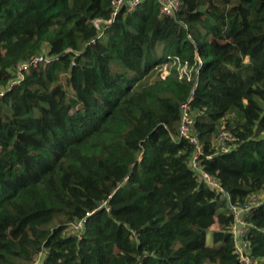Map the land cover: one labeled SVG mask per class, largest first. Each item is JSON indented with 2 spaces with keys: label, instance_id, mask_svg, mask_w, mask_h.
<instances>
[{
  "label": "trees",
  "instance_id": "16d2710c",
  "mask_svg": "<svg viewBox=\"0 0 264 264\" xmlns=\"http://www.w3.org/2000/svg\"><path fill=\"white\" fill-rule=\"evenodd\" d=\"M111 1L0 0V264H264V0Z\"/></svg>",
  "mask_w": 264,
  "mask_h": 264
},
{
  "label": "built area",
  "instance_id": "2783aa9c",
  "mask_svg": "<svg viewBox=\"0 0 264 264\" xmlns=\"http://www.w3.org/2000/svg\"><path fill=\"white\" fill-rule=\"evenodd\" d=\"M160 3V12L167 16H172L174 14L175 9L179 5L178 0H158ZM141 0H112L111 6L113 8V11L111 13V19H109L107 22H110L116 14L119 12V10L123 7H125L128 11L133 10ZM44 60L43 55H39L35 57L33 60L29 62H24L21 65H19L17 71H16V77L21 78L22 77V71L24 69H27L30 65H36ZM18 83V79H13L10 81V86ZM2 94V91L0 90V95ZM182 123L180 127V137L191 142L195 143V138L191 134L190 131V124L191 119L188 114V106L187 104H183L182 106ZM225 137V135H222V138ZM193 166L195 168L198 167L197 163V155L193 159ZM202 178L205 180V182L216 190L217 193L224 194L222 188L219 186L218 182L208 176L207 174H202ZM253 201H249L247 205L245 206H237L232 205L231 206V214L233 216L234 225L230 229V233L233 235L234 240L236 242V253L238 255V261L241 264H251L250 260V254H249V243L245 240L246 233L248 231V224L244 220V214L249 212L250 204Z\"/></svg>",
  "mask_w": 264,
  "mask_h": 264
},
{
  "label": "rangeland",
  "instance_id": "374dc122",
  "mask_svg": "<svg viewBox=\"0 0 264 264\" xmlns=\"http://www.w3.org/2000/svg\"><path fill=\"white\" fill-rule=\"evenodd\" d=\"M78 227V226H77ZM207 239L209 240L210 239V233H208V237H207Z\"/></svg>",
  "mask_w": 264,
  "mask_h": 264
}]
</instances>
